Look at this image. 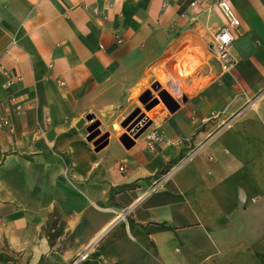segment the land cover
I'll use <instances>...</instances> for the list:
<instances>
[{
  "label": "crops",
  "instance_id": "0c3cea01",
  "mask_svg": "<svg viewBox=\"0 0 264 264\" xmlns=\"http://www.w3.org/2000/svg\"><path fill=\"white\" fill-rule=\"evenodd\" d=\"M218 1L0 0V264H264V0H225L229 73ZM151 85L178 104L160 141L96 151L80 120Z\"/></svg>",
  "mask_w": 264,
  "mask_h": 264
},
{
  "label": "rangeland",
  "instance_id": "374dc122",
  "mask_svg": "<svg viewBox=\"0 0 264 264\" xmlns=\"http://www.w3.org/2000/svg\"><path fill=\"white\" fill-rule=\"evenodd\" d=\"M155 88V85H151L144 93H142L143 95L149 92L151 97L145 102H141V95L139 100H137V107L132 109L126 116H119L115 124H113L114 120H106L103 116L94 113L85 115L80 120V126L81 129H83L84 134L87 136V139H90L88 142L91 146L94 149L106 147L111 135L114 136V141H112L111 144L121 146L123 149L125 147L122 145V141H125L126 145H131L129 147V149H131L145 139L144 137L146 136V133L154 127L156 116L159 112L166 111L160 101L148 109V107L157 99V94L161 90ZM169 95L174 100L176 99L173 97L174 95L170 93ZM105 126L108 128L105 129ZM113 127H115V129ZM58 230L59 226H56L54 230H49L50 234L55 235L53 244L57 243V240L60 238L57 234Z\"/></svg>",
  "mask_w": 264,
  "mask_h": 264
},
{
  "label": "built area",
  "instance_id": "2783aa9c",
  "mask_svg": "<svg viewBox=\"0 0 264 264\" xmlns=\"http://www.w3.org/2000/svg\"><path fill=\"white\" fill-rule=\"evenodd\" d=\"M196 4H197L196 2H193L191 4V7H195ZM216 5L221 11L223 25L216 32H214V34L212 35L209 41V45L214 53L215 60L220 67V71L222 73H229L235 67V60L231 55V47L235 39V34H234L235 30L239 26L240 22L237 19V17L233 14L227 1L219 0ZM6 84L7 85L11 84V81L8 78V76H7ZM10 102H13V100H11ZM14 111L16 113L20 112L21 106L15 105ZM0 127L3 128L8 133L13 132L12 125L6 119H1ZM144 140L146 146L152 150L154 145L160 141V137L153 129L146 134ZM173 171L174 169H171L169 173H172ZM86 257L87 254H83L74 261H72L71 264H78L80 261H84Z\"/></svg>",
  "mask_w": 264,
  "mask_h": 264
},
{
  "label": "water",
  "instance_id": "95a60500",
  "mask_svg": "<svg viewBox=\"0 0 264 264\" xmlns=\"http://www.w3.org/2000/svg\"><path fill=\"white\" fill-rule=\"evenodd\" d=\"M155 89H158V86H156ZM150 97L151 94L147 92L146 94H143L141 96L140 101L145 102ZM159 101L163 104V106L165 107L168 113H173L178 108L177 102L174 99H172V97H170V95L166 91L161 90L157 94V99L148 107V109L156 105ZM88 140L90 139H87V141ZM122 145L125 147V149H129V147L131 146V145H126L125 141H122ZM101 148L102 147H99L98 149H96V151H99Z\"/></svg>",
  "mask_w": 264,
  "mask_h": 264
},
{
  "label": "trees",
  "instance_id": "16d2710c",
  "mask_svg": "<svg viewBox=\"0 0 264 264\" xmlns=\"http://www.w3.org/2000/svg\"><path fill=\"white\" fill-rule=\"evenodd\" d=\"M56 226H59V230L57 231V234L60 236L63 234V226L64 223L62 222V220L60 219V217L58 216L57 213H52L51 215H49L48 219H47V223L45 226V229L43 230V235L47 238L49 244L51 246H53V239L55 238V235L50 234L49 230H54L56 228ZM2 255L0 254V259L3 258L1 257ZM6 258V260H9L12 262V264L14 263V259H11L9 257H4Z\"/></svg>",
  "mask_w": 264,
  "mask_h": 264
}]
</instances>
